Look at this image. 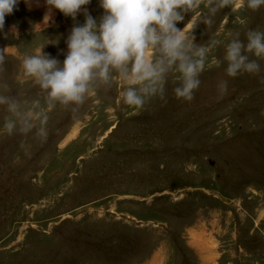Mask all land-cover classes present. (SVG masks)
I'll use <instances>...</instances> for the list:
<instances>
[{"label":"rangeland","instance_id":"374dc122","mask_svg":"<svg viewBox=\"0 0 264 264\" xmlns=\"http://www.w3.org/2000/svg\"><path fill=\"white\" fill-rule=\"evenodd\" d=\"M208 7L176 25L209 49L194 99H177L170 76L142 109L124 104L119 77L77 111L50 101L23 61L62 63L74 21L53 10L45 23V0L6 16L0 94L34 127L9 133L0 105V264H264V60L236 78L224 60L232 35L264 31V6L235 0L211 27ZM88 9L103 14L99 0Z\"/></svg>","mask_w":264,"mask_h":264},{"label":"clouds","instance_id":"9594fccd","mask_svg":"<svg viewBox=\"0 0 264 264\" xmlns=\"http://www.w3.org/2000/svg\"><path fill=\"white\" fill-rule=\"evenodd\" d=\"M203 0H99L103 14L94 18L88 6L91 0H45L48 11L44 22L51 19L53 10L74 21L67 36V53L61 63L41 51L23 61L26 75L33 77L46 92L50 101L77 111L93 87L109 88L119 77L126 85L122 92L125 105L142 109L152 98L165 99L169 77L177 83L173 91L177 99L191 102L201 84L208 47L195 43V36L176 25L198 9ZM235 0H208V14L202 17L207 27L212 17ZM20 0H0V32L5 18L18 9ZM29 4L30 0H24ZM264 0H247V7L258 11ZM84 23H75L77 16ZM15 28V26H13ZM12 28V29H13ZM246 43L237 32L225 47L226 74L236 78L244 74L258 75L259 60H264V31L249 30ZM221 42L211 41L214 47ZM250 55L256 59H250ZM5 62L0 49V66ZM217 66L221 61H216ZM2 70V68H0ZM179 73L177 76L176 74ZM2 87L7 90L8 85ZM221 93L227 82L218 85ZM0 105L16 119L5 118L9 133L16 130L29 132L33 123L28 115L19 111V102L12 96L0 94ZM46 119V117H45ZM43 133V130H41Z\"/></svg>","mask_w":264,"mask_h":264}]
</instances>
